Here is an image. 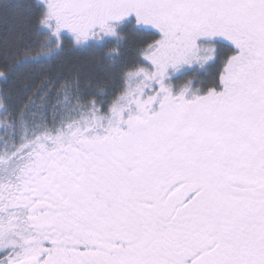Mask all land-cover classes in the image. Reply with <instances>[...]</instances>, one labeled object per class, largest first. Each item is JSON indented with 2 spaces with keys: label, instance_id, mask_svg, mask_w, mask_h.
<instances>
[{
  "label": "snow or ice",
  "instance_id": "snow-or-ice-1",
  "mask_svg": "<svg viewBox=\"0 0 264 264\" xmlns=\"http://www.w3.org/2000/svg\"><path fill=\"white\" fill-rule=\"evenodd\" d=\"M0 264H264V0H0Z\"/></svg>",
  "mask_w": 264,
  "mask_h": 264
}]
</instances>
